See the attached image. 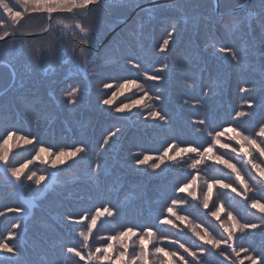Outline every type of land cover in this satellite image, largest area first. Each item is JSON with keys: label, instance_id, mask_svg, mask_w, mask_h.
Listing matches in <instances>:
<instances>
[{"label": "trees", "instance_id": "trees-1", "mask_svg": "<svg viewBox=\"0 0 264 264\" xmlns=\"http://www.w3.org/2000/svg\"><path fill=\"white\" fill-rule=\"evenodd\" d=\"M149 1L151 0H102L101 6L94 8L89 18L83 21L90 28L87 44L80 42L79 34L73 39L71 32L66 36H61L59 42L55 40L58 33H54L53 36L47 39L28 38V40L35 42L33 49H39L36 56H39L40 59H36L31 51L24 50L23 45L20 43L16 44L15 51H10L4 42L0 44V143L9 133L15 134L13 139L5 145L12 158L9 164L18 157L19 159H28L30 156L35 155L38 150L37 146L55 152L83 147L85 152L74 157L70 165L59 168L58 175L66 172L62 169L67 168V170H70L71 167L76 166L81 171H71L75 172L73 177L76 178V181H74V184L82 187L84 185L91 186L88 177L97 178L98 174L95 175L94 169L98 162L97 158L100 157L99 149L104 145L105 137L121 129L120 140L113 150L115 153L100 171L103 173L101 177L102 185L109 184L108 186L111 188L109 191H112L109 196L105 197V200L109 202L112 197L116 207L122 199L119 194L121 184L134 183L139 181L140 177L144 178V175L124 164L128 161L126 159L131 156L134 155V160H137L141 153L158 155L166 144H177L178 147L184 148L196 147L201 150L208 148L212 142L209 133L218 131L221 127L229 129L234 126L242 130L246 129L245 127L254 128L264 124V79L257 78L247 82L246 87H254L255 89L254 92L250 93L235 92L241 85L237 80L238 76L231 80L236 74H230L223 85L217 87L219 91L216 85L209 80V76L214 69L213 61L221 63V60L218 55L205 48L203 49L197 42V39L199 41L201 39L200 29L208 30L210 38L214 42L217 41L216 38L219 40V37L222 38L223 35L231 34L225 30L227 18L225 27H221V24L217 22L218 15L215 12L214 0H172L167 1V3L145 7V9L133 15L116 32L112 33L107 41H104L106 35L119 25V20L130 15L135 7ZM243 1L219 0V12L235 14L238 17H241L240 15L245 12L249 14L250 20L254 23L256 15L261 14L260 0H251L237 12H228V10L236 8ZM16 7L19 8L20 6L16 5ZM67 15L65 14V16ZM201 22L205 24L203 27L200 25ZM23 23L32 30H38L47 23V20L43 14H30ZM103 25H106V27L99 30ZM191 25L195 26L192 35L189 32ZM254 26L255 24L252 31L255 34L257 31ZM157 28H160V30L158 31ZM172 32L174 38L172 36L169 50L160 51L158 47L163 46L162 42L166 37L169 38V33ZM259 33L261 34V30ZM49 40L53 43L51 51L48 48ZM185 40L190 42L187 49L186 45L183 44ZM233 40L236 43L242 42L239 34L235 35ZM105 45L109 47L107 57L109 59L116 57L124 65V69H121L120 72L115 70L117 80L113 81V84L116 83L117 89L120 88V83L132 80L139 81L143 84L144 91L152 99L144 97V91L138 88L136 90L131 87H128L129 89L124 87L127 88L126 90L122 88V90H125L124 95L126 94V100L128 101H138L146 98L144 108L137 110L138 114L131 117L113 113L110 111L111 108L106 110L99 107L97 109L98 103L93 104L92 100L94 99H90V93H87L84 100L85 104L82 107V114L79 116V112L75 113L78 121H74L68 115L67 107L57 99H52L53 94L63 89L66 90V86L71 84L67 77L73 76L75 78L72 85H75L76 81L79 80L80 77L77 78V71L79 67H82L80 49H84V54L87 57L90 54L94 59ZM171 53L174 54L171 55ZM165 57L174 59L175 63L159 70L154 68V65ZM147 59H149V62ZM136 64H139L140 67H135ZM243 64L240 73H247V70L252 69L249 66L250 64ZM253 64L255 65H253L254 70L257 71L258 68L256 67L259 65L257 60H254ZM184 67L185 71L183 70ZM98 68L96 67L95 70ZM143 72L158 74L160 77L162 75L163 80L157 82V84L151 83L150 80L147 82V79L143 77ZM184 79H186L187 85H185ZM156 86H158L157 89ZM62 87L63 89H60ZM153 91H156V98L150 96ZM94 95L98 96L100 94L98 92ZM248 100L254 103V107L249 108L248 111L243 109L249 115L236 118L234 114L237 113V109L241 106H247L246 101ZM105 106L107 107V105ZM150 110L157 111L166 120L160 122L155 119L154 121L148 116ZM139 113L141 118L143 115L146 116L148 123L145 125L140 122L137 123L140 117ZM199 121L204 123L201 124ZM17 136H24L33 141L27 145L28 148H26L27 146L23 147L24 152L15 151L19 147L18 143L20 141L16 139ZM243 149L250 151L252 159L258 163L257 157L260 158V156L255 149H250L247 145ZM29 150H32V153H28ZM189 157L197 158L195 156ZM43 160L45 161L46 158H43ZM37 163L39 164L35 165L37 167L36 171L40 170L41 167V163ZM91 164H93V167L90 171H87L86 168ZM208 167H211V165ZM216 168L213 166V170ZM189 172L185 167L175 168L171 166L167 170H160L154 175L152 174L151 178H148L144 183L147 187L142 191L141 197L133 195V197L126 200L128 205H124V210L117 216V221L121 219L124 222L112 224L114 231L112 232L110 228L107 232L111 233L107 235L118 233L129 226H136L137 230L141 226L151 227L158 234H163V230L159 227L165 224H161L160 221L165 217L163 209L168 205L169 198H171L168 197L167 199L166 195L171 196V188L176 185V179L174 180V178L185 179L187 184V181L193 175ZM221 172V170H215L213 175L208 170V172H205V176L209 180H226L224 175L221 179H218L217 175H221ZM1 173L0 170V176ZM83 174H87L88 177L83 176ZM223 174L226 173L223 172ZM244 178L246 179V177ZM2 179L0 181V212L12 206L14 207L18 199L16 196L13 198L18 192L17 187L12 184L13 179H5L4 176H2ZM23 181L25 180L23 179ZM71 182L62 181L60 185H68ZM26 184L25 182L24 186L21 185L20 187L25 188L27 187ZM74 184L68 188L76 187ZM92 193L95 195L94 191ZM219 193L223 194L224 198L228 195L223 190ZM213 195H216L215 199H220L219 194L214 192ZM202 197L204 199V196ZM135 198L141 201L137 202ZM235 200V197L231 198L230 203H234ZM126 201L121 204H125ZM129 202H131L130 205ZM230 203L224 205L228 207ZM244 206L245 208L248 207L246 203ZM245 208L234 211L233 215L237 216L236 219L240 223H255L259 214L250 212ZM191 211L196 216L198 213L202 214L201 210L194 207ZM48 215V212H42L39 218H46ZM10 217L3 214L0 220L8 223L13 221L10 220ZM44 221L49 224V227L51 226L52 232L47 233L46 229L39 224H27L22 237L16 241L14 247L18 255L13 256L2 253L0 254V264H21L22 258L25 259L27 264H70L68 258L64 262L61 261L63 256L67 254L63 246L65 240L56 239L67 229L79 231L78 223L71 226L58 219H53L52 216ZM133 221L135 223H132ZM194 222L198 221H191L193 224ZM70 226L72 229L69 228ZM165 227L174 231L171 225H165ZM166 233V235L173 236L170 232ZM99 235L107 236L106 233H99ZM262 237L264 238V232L250 229L236 235V244L254 251L257 242H260L258 243L259 246L264 248V239L260 241ZM97 243L101 242H95V244ZM66 245L70 246L67 243ZM165 248L170 249L167 246ZM260 254L261 252L257 254L258 257H260ZM211 255L213 256L214 253ZM151 259L153 264H159L155 257H151ZM215 259L217 261V257ZM205 261H210V259L205 258Z\"/></svg>", "mask_w": 264, "mask_h": 264}, {"label": "rangeland", "instance_id": "rangeland-1", "mask_svg": "<svg viewBox=\"0 0 264 264\" xmlns=\"http://www.w3.org/2000/svg\"><path fill=\"white\" fill-rule=\"evenodd\" d=\"M240 16L241 18H247L249 21H251L248 13L244 12ZM254 24H255L254 27L257 32H255L254 34L252 31L254 30L253 28H251V30L249 31L250 35L248 36V44H249L248 55L246 58H244V62H243L245 64H250L249 66L252 67L251 70H247V73H240L244 66L243 63H241L243 65H238L235 61L232 60L231 54L229 52L219 51L221 47L225 49L234 48L238 50L240 47H243V43H244L243 40L241 43L240 42L236 43L235 40H233L235 35L228 33L227 35H223L222 38L219 37V40L216 38L217 41L214 42L210 38L208 30L206 31V29H203V30L200 29L201 39L199 41L196 37L197 42L200 44V46L203 49L205 48L206 50L212 52L213 54L218 55L221 60V63H219V61H213L212 64L214 66V69L209 76L210 82L212 84H215L216 88L218 86H222L224 81L228 79V76L230 74H233V75L236 74L233 78H231V80H234L238 76L237 80L241 84L240 87H238V89L235 91L236 93L238 92L241 93V89L247 86L246 84L247 82L256 80L257 78L264 79V59H262L260 55L261 51L264 50L262 49V46H261V40L264 39V36H262V34L259 33L260 29L255 22L254 23L252 22V27ZM200 25L201 27H203L205 24L204 22H201ZM105 27L106 25H103L99 28V30H103ZM217 27L220 28L219 26ZM165 28H168V27H165ZM157 29L158 31L160 30V28H157ZM194 29H195V26L191 25L190 31H189L190 35L193 34ZM172 36L174 38L173 32H172ZM166 39H169V38L166 37ZM170 42L172 43V37L169 39V44H171ZM183 44L186 45V49H187V46L190 45V42L188 40H185V43ZM162 45H163V42H162ZM169 47L170 45L168 46V48H166L167 51L169 50ZM108 48L109 47L105 45L104 48L100 51V53L94 59L92 58V55L89 54L87 70L84 71L83 67H79L77 71L78 73L77 78L78 77L80 78L78 81H76L75 85H72V81H74L75 78H73V76H69L67 78L68 80H70L71 84L70 85L68 84L66 86L65 88L66 90H64L62 87L60 89H63V90L57 91L56 94H53L52 99H57L60 103L64 104L68 109V115L74 121H78L77 114L75 117V113L79 112L78 113L79 116H81L82 114V109H83L82 107H83V104H85L84 100L87 96V93H90L89 95L90 99L91 98L94 99L92 100L93 104L98 103L97 109L99 107H102L103 109H106V110L108 108L109 109L111 108L110 111L113 113L115 112L120 115L133 117L136 114H138L137 110L144 108V101L146 100V98L138 100L142 102L134 105L133 104L134 101L126 100L127 96L126 94L124 95V92L128 87L126 89L124 88L125 90L124 89L122 90V88L117 89L116 83L113 84V81L117 80L115 77L116 75L115 70H117V72H120L121 69H124V65L116 57H112V59H109L107 57V54L109 53ZM158 48L160 49L161 47H158ZM167 51L165 52L166 54L168 53ZM172 54L174 53H171V55ZM147 60L149 62V59ZM254 60H257V63L259 64L256 67L258 68L257 71H255L253 68ZM174 63H175L174 59L172 58L169 59L165 57L161 59V61H158V63L154 65V68H157V70H159V69L166 68L170 66V64H174ZM96 67H99V68L95 70ZM183 70L184 71L186 70L185 67L183 68ZM146 75H156L160 77V75L158 74H149V73L146 74L145 72H143V77H146ZM161 80L163 79H160L159 81ZM184 80H185L184 82L185 85H187L186 79ZM148 81L149 80H147V82ZM159 81H151V83L157 84V82ZM106 83L111 84V85L113 84V85L111 88H105L104 85ZM124 83H120V85ZM136 83L143 85L139 81H137ZM131 88H134V90L137 89L134 86H132ZM155 88L157 89L158 86H156ZM75 89H79V91L77 92L75 96L76 102L70 103L69 93ZM211 90L214 91L216 89H211ZM96 91H98L100 95L95 96L94 94L98 93ZM150 96L156 98L157 97L156 91L151 92ZM109 98L112 99V104L107 105L106 107L103 103V100L109 99ZM125 104L129 105V108L125 109L123 112L116 111L117 107H122ZM243 109H246V111L249 110L247 106L245 107L241 106L237 109V113L240 111H243ZM237 113L234 114L236 118H242V117H239ZM139 115L140 117L138 118L137 123L140 122L142 125H145L146 123H148V120H146V116L143 115L141 118L140 113ZM153 120L155 121V119ZM157 120L160 122L165 121V120H160V119H157ZM233 128L235 127L233 126ZM245 128L246 129H242V130H239L237 128L235 129L243 132L244 134L252 135L255 137V133L259 131L260 126L259 127L255 126L254 128H250V127H245ZM121 131H122L121 129H118L115 131L116 134L114 136L111 133L105 137L104 141L107 139L108 143L107 144L104 143V145L100 147L99 149L100 157L97 158L98 162L94 169L95 175L98 174L97 178L93 179L91 177H88L87 174H83V176L88 177L90 179L89 181L91 182V186L84 185L82 187L81 185L74 184V181H76V178L73 177L75 175V172L81 171V169H79L76 166L71 167L70 170H67V168L62 169L63 171H66V172H63L58 175L59 170H60L59 168L70 165V162L73 160V158L77 157V155H79L80 153L77 154L76 156H64V157L57 158L56 153L62 150H58L55 152L47 148L48 151L41 152L39 154L40 155L39 159H34V157L36 156V153L39 150V147L37 146L38 150L35 152V155L30 156V158L28 159H25V158L19 159L18 157V159H13L12 160L13 162L11 161L12 163L8 164L7 166L4 165L3 162H0V170L3 173V174L1 173L0 181L3 180L2 176H4L5 179H13L12 184H14L18 190V192H16V195L13 196V198L15 196L18 198L16 200V204L14 207L12 206L9 209H13V208L22 209V211L20 212H12V211H9V209L5 211L3 210L2 212H0V213H3L4 215L11 216L10 220H13L8 223H4L3 220H0V227H1L0 228V240H4L10 232L15 233L16 240L12 239V240L7 241L11 246L15 247L16 241L22 237V233L25 227L27 226V224H35V225L39 224L40 226H43L46 229L47 233L52 232L53 230L51 226L49 227V224L45 223L44 221L45 219H48L49 217L52 216L53 219H58L59 221H62L71 226L75 223H78L79 231L76 232L70 226L69 228H71L72 230L70 229L65 230V232L62 235H60L59 238H57L56 240L64 239L65 241L63 243L64 244L63 246L65 249L68 246L66 245V243L69 244L70 246L79 248L82 244V238L80 237L79 233L87 231V227L90 222L91 216L95 214L96 210L98 209L103 210V208L108 207L116 214L113 217H107L106 215L104 217H101V219L98 221L97 228L93 230V238L90 239L89 241V244L93 248L96 246L104 245L105 241L102 239H98L97 237H103V236H100L99 233H106V235L108 233H111V232H107L110 228L112 229V232H113L114 227L112 224H119L121 222H124V220H121V219L117 221V218H118L117 216L119 215V213H121L124 210V205H128L127 204L128 201L126 200L133 197V195L136 197H141V195L143 194L142 191L147 187L144 184L147 181V179L151 178L152 174L154 175L156 172L160 170H164V169L167 170L171 166L175 168L185 167L187 170L190 171L189 173H193V175L187 181V184H190V187L188 188L186 192L179 191V189L186 184L185 179L174 178V180L176 179L175 181L176 185L175 187L171 188V196L170 195L167 196L165 194L167 199L168 197H171V198H169L168 205L163 209V211L165 212V217L163 219L170 218L173 221V223L177 225V227L173 228L174 231L168 227H165L166 224L163 225L162 227H159L160 229L163 230V234H158V235H160L161 237H167L166 239H160L156 241V243L159 246H163V247L167 246L170 248L169 250H171V249H178L179 243H184L186 247H190L192 250H197V251L199 247H208V246L203 245L202 241L197 239V237L193 235L191 228L195 225H199L200 227L197 228L196 231L201 232V234H203V230L207 228L208 231L211 232L213 236L217 238H225L227 234L224 233L223 229L219 227L220 222L223 221L225 223L226 222L231 223L230 221H228L227 212H232L233 214L234 211L238 209H242V208L244 209L245 203L248 206L245 209H248V211L250 212H255L259 214V216L256 217L255 223L261 225V228H257L255 230L256 231L261 230L262 232H264V219H261V216L264 214L260 213L258 209H253L249 206L251 200L253 199H258L262 203H264V183L260 182V178L255 170H252L251 174H249L250 166H247L243 162L245 160V157L243 156V152L246 150L241 149L240 144H238L236 140L231 139V137L235 136V133L232 131H225L224 127L219 128L218 131L209 133L212 142L208 147L213 145V140H214V136L216 132H224V135L220 137V142L229 144L230 147L220 148L219 144H216L213 147V152L206 154L204 161L201 164L197 165L195 169L191 167V164L193 163V158L189 156L196 157V154L189 152L187 154L181 153L180 155L177 156L176 149L172 148V144H166L158 155H147V154L141 153L137 160H134L135 158L134 155L126 159L128 161L125 162L124 164L126 166H129L132 170H135L136 172L144 175V178L140 177L139 178L140 180L134 183L129 182V183L121 184L122 186L119 187V194L121 195L122 199H121V202L116 207L114 205V202L112 201L113 198L111 196H110L111 197L110 201L109 202L106 201L105 197L109 196L112 193V191H109L111 189L110 186H108L109 184L102 185L101 177L103 176L102 175L103 173H101L100 171L105 167V164H107V162L111 159L112 155L115 153L113 150L117 142L120 140L119 137L121 135ZM109 137L111 138L109 139ZM255 138L258 140V143H261L262 145H264L263 137H255ZM260 139H263V140L261 141ZM18 144H19V147L15 151L19 153L24 152L25 149L23 147L28 145V144H24L23 141L21 140L19 141ZM173 145H175L177 148H184V147H178L177 144H173ZM26 148H28V146ZM231 148H236L237 151L233 152L231 151ZM73 150L74 149H70V150L63 149V151H66V152H71ZM166 150L168 151V155L164 156V153ZM203 150L204 149H201L200 151H203ZM27 152L32 153V150H29ZM214 155H221L223 156L224 159H227L231 163H234L237 169L241 172V175L243 177H246V179L245 178L244 179L250 189L247 193V199H245L243 194L237 195L236 193L232 192L230 189H221L219 184L215 183V181H217L216 179L209 180L207 176H205V172H208V170H210L213 175L215 174V170H221L222 174L220 173L221 175H217L218 179H221L222 175L226 176V180H221V181L223 183L232 184L234 187L237 188L238 191L243 193V189L240 187L239 183L235 180V174L231 171V169L224 167V165L219 164L214 158H212ZM145 156H149L151 157V159L148 160L144 164H140L139 161L144 159ZM173 156H175L174 160L171 159V157ZM160 157H163V162L160 161L159 159ZM43 158H46V160L44 161ZM249 158L252 159V157H249ZM11 159L12 158L10 155L9 161ZM29 160H32V163L29 164L28 168L24 170V174L21 176L22 178L20 179L21 182H19V185H17L15 179L11 177L10 173L6 172V167L8 166L19 167L20 165L27 163ZM257 161L262 167H264V157H260V158L257 157ZM37 162L41 163V167H40V170L36 171L37 167L35 165L39 164ZM156 163H160L161 166L159 168H153L152 165ZM210 165L211 167H208ZM213 166L217 168L213 170ZM92 167H93V164H91L89 167L86 168L87 171H90ZM72 170H74L75 172H71ZM33 171L36 173L37 177L38 176L44 177V180H42L39 184L35 183V179H36L35 177L31 181L26 179V176L31 174V172ZM223 172L226 174H223ZM193 177H196L195 184L190 183ZM23 179L25 181H23ZM62 181H72V182L68 185H64V184L60 185L62 184L61 183ZM205 181H207L208 184L213 185L211 191H209ZM25 182L27 183L25 185L27 187L25 188L20 187L21 185L24 186ZM171 183H172V180H171ZM73 184L76 185V187L68 188ZM222 190L228 194L226 195L225 198L223 194L221 195L219 193V191H222ZM93 191L95 192V195H93L92 193ZM189 192H194L196 198L193 199L191 196H189L188 195ZM214 192L219 194L220 196L219 200L215 199L216 195H213ZM206 193L208 194V201H209V205L207 208L203 206L204 199H202L203 198L202 196L205 197ZM234 197L236 198V200L234 201V203H230L231 198H234ZM135 199L137 202L141 201L138 198H135ZM173 200H177V201L182 200L184 201V203L182 204L178 203L176 205H173L172 204ZM123 201H126V203L121 204ZM221 203L223 204L224 211L220 213V219L217 220L215 217L211 215V212L215 211L216 208L221 205ZM228 203L230 204L228 205V207H226L225 205H227ZM130 204L131 202H129V205ZM168 207H173L174 212H176L178 215L186 216L187 220L182 223L176 218V216H170L169 213L167 212ZM193 207L198 210H201L202 214L198 213V215L196 216L195 213L191 211ZM42 212H48L49 215L46 218H39ZM203 214H205L207 217L204 216ZM2 216L3 215H0V218H2ZM233 216L237 217L236 215H233ZM191 221H198V222H194L195 224L194 225L193 223H191ZM2 223L4 226L1 225ZM132 223H135V221H133ZM16 224H19L20 227L19 228L14 227ZM235 231H236V235L238 233L247 232V231L240 232L238 229ZM166 232H170L173 236L166 235L167 234ZM236 239L233 242V246L238 251L241 249H244L243 246L236 244ZM263 239L264 238L262 237L260 241H262ZM171 240H177L178 243L172 244L169 242ZM95 242H101V243L95 244ZM258 243L260 242H257V244ZM257 244L255 246L254 251H251V249L249 248L247 249H249V252L253 253L256 256H258L257 254L261 252L259 256L263 257L264 248H262L261 246H259V244L258 245ZM151 248H152V245H149L150 252H151ZM130 251H131V248H130ZM209 251L204 256L200 257L201 264H231L230 261H225L223 257L219 255L218 250H209ZM219 251H226L229 254L231 253V249L225 245H222ZM209 253L211 254L214 253V255L212 256ZM178 254L184 255L186 259L191 261V257H187V254L183 253L182 249H179ZM248 254L249 253L242 252L241 259H244V257ZM215 257H217L218 262L216 261ZM67 258L70 260V264H74V262L78 260V258L70 257L68 254H66L63 256L61 261L64 262V260ZM205 258H209L210 261H205ZM152 262L153 261L151 259V264H153ZM157 262L159 263L158 260ZM20 263L27 264L24 258H22ZM248 263L249 262L247 260L244 261V264H248ZM79 264H83V262L81 261L79 262ZM105 264H107V262H105ZM177 264H179V261H177Z\"/></svg>", "mask_w": 264, "mask_h": 264}, {"label": "snow or ice", "instance_id": "snow-or-ice-1", "mask_svg": "<svg viewBox=\"0 0 264 264\" xmlns=\"http://www.w3.org/2000/svg\"><path fill=\"white\" fill-rule=\"evenodd\" d=\"M102 4V0H0V42H4L6 47L9 48L10 51L16 50V44L20 43L23 45L24 50L31 51L32 55L36 59H40L39 56H36V52L39 49H33L34 41L24 39L25 37H39L41 39H47L48 37L53 36L54 33H58L55 37L57 42L60 41L61 36H66L69 32L72 34V38L75 39L79 34V39L82 44H87V37L89 35L90 28L86 26L83 21L88 19L92 14L94 8H99ZM261 4V14H257L255 17V22L259 26L261 30L262 36H264V0H260ZM16 5L20 7L17 8ZM30 14H43L47 20V23L39 28L38 30H32L25 26L23 23L26 20V17ZM65 14H68L65 16ZM227 18V27L226 31L230 32L233 35L239 34L241 40H243V47L237 51V49L229 48L225 49L221 47L219 49L220 52H229L231 54V58L237 64L243 63L244 58L248 55V36L249 31L252 28V22L247 18H241L231 13H220L218 14V23L221 24V27H225V20ZM71 21V22H69ZM18 37L20 39H18ZM172 37V33H169V39ZM169 39H165L163 41V46L160 48V51H164L169 46ZM262 49H264V39L261 40ZM49 51L53 48V43L51 40L48 41ZM81 54V65L83 70H87L88 66V57L84 54V49H80ZM262 59H264V50L260 53ZM135 67H140L139 64L134 65ZM150 81H159L162 77L156 75H146L145 77ZM136 87L141 91H144V87L141 84H137L136 81H128L125 84L119 85L120 88L124 87ZM105 88H111V84H105ZM79 89H75L69 93V102L75 103V96ZM244 93L254 92V88L243 87L241 89ZM144 97L148 99H152L148 96V93L144 91ZM143 99V98H142ZM142 101H134L133 104L141 103ZM105 105H111L112 99L103 100ZM187 103V101H185ZM248 108H253L254 103L251 100L246 101ZM129 108V105L125 104L122 107H117V112H123L125 109ZM239 117H244L249 115L248 112L240 111L237 113ZM148 116L152 119H160L166 120V118L160 115L155 110H150L148 112ZM199 123H204L203 121H199ZM225 131H232L235 133V136L231 137V139L236 140L238 144H240L241 149L247 145L250 149H255L256 152L259 153L260 157H264V145L258 143L255 137H264V125H261L259 131L255 133V137L252 135L244 134L241 131H238L235 128L225 129ZM116 133H112L114 136ZM14 133H9L6 138L3 139L2 143H0V162H3L4 165L9 164V151L5 148V145L8 144L10 140L13 139ZM224 135V132H216L213 140V145L200 151L199 148L196 147H186V148H177L175 145H172V148L176 149V155H180L181 153L187 154L189 152L195 153L196 157L193 158V163L191 167L195 169L197 165L201 164L205 155L213 152V147L216 144H219L220 148H229L230 145L226 143L220 142V137ZM111 137H109L110 139ZM16 139L23 141L24 144H31L33 141L24 137L17 136ZM105 144L108 143L106 139L104 141ZM171 150V149H169ZM48 149L44 147H40L34 159L40 158L41 152H46ZM231 151L236 152V148H231ZM85 152V148L77 147L71 152L60 151L56 153L57 158L64 156H76L79 153ZM168 155V151L166 150L164 156ZM252 153L250 151H244L243 156L245 160L243 161L247 166H250L249 174H251L252 170H255L260 178V182L264 183V167H262L259 163H256L251 157ZM214 158L219 164L224 165V167L231 169V171L235 174V180L239 183L240 187L243 189V193L237 190L232 184L223 183L222 181H215L216 184H219L221 189H230L232 192L237 195H244L245 199H247V193L250 190L248 184L246 183L244 177L241 175V172L237 169L234 163H231L229 160L224 159L221 155H214ZM151 157L145 156L144 159L140 160V164L146 163L150 160ZM161 162H163V157L159 158ZM171 159H175V156L171 157ZM32 163V160H29L27 163L20 165L19 167L8 166L6 167V172L10 173L11 177L15 178L17 185H19L21 176L24 174V170L28 168L29 164ZM153 168H159L160 163H156L152 165ZM35 179V183L39 184L42 180H44L43 176H36V173L33 171L31 174L26 176V179L31 181L33 178ZM191 184L196 183V177L190 182ZM209 191H211L213 185L208 184L205 181ZM190 184H185L183 187L179 189L181 192H186ZM189 196L193 199L196 198L194 192H189ZM178 203H184V201L173 200L172 204L176 205ZM209 205L208 194H205L203 206L207 208ZM253 209H258L260 213L264 214V203H262L258 199H253L249 205ZM12 212H20L22 209H9ZM224 211L223 204L216 208L215 211L211 212V215L215 217L217 220L220 219V213ZM167 212L170 216H176V218L182 223L187 220L186 216L178 215L173 211V207H168ZM116 213H114L110 208L105 207L103 210H96L95 214L91 216L90 222L87 227L86 232H80L79 235L82 238L81 246H67L65 251L70 257L78 258L74 264H79V262H83V264H151V257H155L156 260L159 261V264H201L200 257L204 256L209 250H218L219 255L223 257L225 261H230L231 264H244V261L247 260L249 264H264V257H258L253 253L249 252V249L244 248L241 250H237L233 246V242L236 239V229L240 232H244L247 230H255L257 228H261V225L256 223H240L235 216H233L232 212H227L228 221L231 223H225L223 221L220 222L219 227L223 229V232L226 233L225 238H217L212 235L207 229L203 230V234L201 232L196 231L199 228V225H195L191 228L193 235L197 237V239L201 240L203 245L208 247H199L197 250H192L190 247H186L184 243H179L178 249L168 250L163 246H159L156 241L160 239H166L167 237H161L158 235V232L153 231L151 227H143L141 226L139 230H137L136 226H129L118 233H114L111 235L97 237L98 239H102L105 241L104 245L92 247L89 244L90 239L93 238V230L97 228L98 221L101 217L105 215L107 217H113ZM3 215V213H0ZM261 219H264V215L261 216ZM161 224L171 225L172 228H176L177 225L173 223L170 218H166L160 221ZM14 227L19 228L20 225L16 224ZM15 239V233H9L4 240H0V253H7L13 256L18 255L17 250L11 246L7 241ZM170 243L177 244V240H171ZM149 245H152L151 252L149 251ZM222 245L227 246L231 249V253L229 254L226 251H219ZM131 248V251H130ZM179 249L183 250V253L187 254V257H191V261L186 259V257L179 253ZM249 253L241 259V253Z\"/></svg>", "mask_w": 264, "mask_h": 264}, {"label": "water", "instance_id": "water-1", "mask_svg": "<svg viewBox=\"0 0 264 264\" xmlns=\"http://www.w3.org/2000/svg\"><path fill=\"white\" fill-rule=\"evenodd\" d=\"M167 1H172V0H156V1H150V2H147V3H144L143 5H140L138 7H136L133 11V14H135L136 12H138L139 10L141 9H145V7H150V6H154L156 4H161V3H167ZM251 0H244L241 4L237 5L236 8H233V9H230L228 10V12H237V10H240L242 9L245 5H247ZM215 4H214V8H215V11H216V14H219V8H218V3H219V0H214ZM133 14L131 16H133ZM130 16V17H131ZM130 17L126 18L123 20L126 21L128 20ZM32 36H29V37H25V38H30ZM1 43V42H0Z\"/></svg>", "mask_w": 264, "mask_h": 264}]
</instances>
